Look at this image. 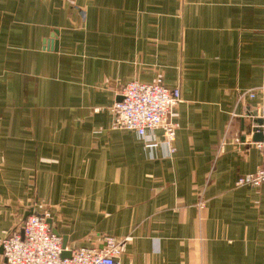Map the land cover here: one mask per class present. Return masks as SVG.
I'll list each match as a JSON object with an SVG mask.
<instances>
[{
    "label": "crops",
    "instance_id": "obj_1",
    "mask_svg": "<svg viewBox=\"0 0 264 264\" xmlns=\"http://www.w3.org/2000/svg\"><path fill=\"white\" fill-rule=\"evenodd\" d=\"M158 77L172 154L114 126ZM261 85L264 0H0V242L34 211L67 250L119 240V264H264V183L236 185L263 161L262 95L238 91Z\"/></svg>",
    "mask_w": 264,
    "mask_h": 264
},
{
    "label": "built area",
    "instance_id": "obj_2",
    "mask_svg": "<svg viewBox=\"0 0 264 264\" xmlns=\"http://www.w3.org/2000/svg\"><path fill=\"white\" fill-rule=\"evenodd\" d=\"M261 93L258 126L262 139L256 142L263 161L254 172L241 175L236 185L258 187L264 183V85L238 91V98H253ZM121 100L112 106L114 126L137 133L146 138L156 129L162 128V144L170 154L174 153V141L178 124L171 119L173 110L181 102L179 87L169 88L158 77L151 83L137 80L127 82L120 91ZM151 147L155 144H149ZM204 201L198 206L203 207ZM48 213L30 212L22 222L20 230L11 231L1 239L2 255L7 264H119L120 241L114 237H105L103 245L96 247L63 248L59 235L54 233L47 221ZM70 251L62 257L63 251Z\"/></svg>",
    "mask_w": 264,
    "mask_h": 264
},
{
    "label": "water",
    "instance_id": "obj_3",
    "mask_svg": "<svg viewBox=\"0 0 264 264\" xmlns=\"http://www.w3.org/2000/svg\"><path fill=\"white\" fill-rule=\"evenodd\" d=\"M121 99H122V97L120 96L118 100H121ZM261 123H262V120L260 119L258 126H259ZM258 126L255 127V129H254V130L257 131V132L255 133V138H256V140H259V141H260V140L262 139V135H261L260 130L258 129ZM28 214H29V213H28ZM28 214H27V215H28ZM62 246H63V248L65 247V242H64V241H63ZM69 254H70V251H63V253H62V257L69 256Z\"/></svg>",
    "mask_w": 264,
    "mask_h": 264
}]
</instances>
